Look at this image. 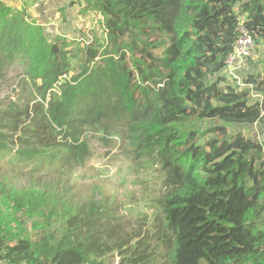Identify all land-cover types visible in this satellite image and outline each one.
I'll use <instances>...</instances> for the list:
<instances>
[{
    "label": "trees",
    "instance_id": "16d2710c",
    "mask_svg": "<svg viewBox=\"0 0 264 264\" xmlns=\"http://www.w3.org/2000/svg\"><path fill=\"white\" fill-rule=\"evenodd\" d=\"M21 1L0 0V83L31 90L0 101V264H264V60L226 67L264 0ZM118 143L153 179L136 219L77 181Z\"/></svg>",
    "mask_w": 264,
    "mask_h": 264
},
{
    "label": "rangeland",
    "instance_id": "374dc122",
    "mask_svg": "<svg viewBox=\"0 0 264 264\" xmlns=\"http://www.w3.org/2000/svg\"><path fill=\"white\" fill-rule=\"evenodd\" d=\"M17 1L22 2L21 0ZM42 1L47 0H41L40 2ZM35 8H33V11ZM84 20V18L81 19V21ZM81 25L84 33L80 37L98 27V24L93 22H83ZM250 57L251 59L248 57L240 63L237 72L242 69V71L249 70L254 65H257L256 63L259 64L258 60H264V42L258 45L257 50ZM77 62H74L75 66H78ZM30 96L31 90L23 86V77L21 76V71L18 69L12 70L7 80L4 83H0V101L8 99L17 100L18 97L28 98ZM241 130L246 132V128H242ZM120 149L119 143L115 147L111 145L107 148L99 144H93L94 157L87 165V168L79 173L77 181H81L83 172L86 173L88 178L82 183L86 185L87 190L88 185H99L105 196H108L110 199H116L121 207L123 205L127 208L128 211H124L122 207V213L128 212L126 214L136 219L138 214L144 210V193L150 190V184L153 179L149 183H139L141 178L135 172L128 170L125 152ZM115 261L118 264L119 258Z\"/></svg>",
    "mask_w": 264,
    "mask_h": 264
},
{
    "label": "built area",
    "instance_id": "2783aa9c",
    "mask_svg": "<svg viewBox=\"0 0 264 264\" xmlns=\"http://www.w3.org/2000/svg\"><path fill=\"white\" fill-rule=\"evenodd\" d=\"M257 45L250 30L241 25L239 37L235 42L234 50L226 59V67L229 73L237 72L240 63L250 57L256 50Z\"/></svg>",
    "mask_w": 264,
    "mask_h": 264
},
{
    "label": "crops",
    "instance_id": "0c3cea01",
    "mask_svg": "<svg viewBox=\"0 0 264 264\" xmlns=\"http://www.w3.org/2000/svg\"><path fill=\"white\" fill-rule=\"evenodd\" d=\"M59 6V0H55V3L53 4V6L50 8H41L38 11H36L35 13L38 14L39 16H50V14L52 13V10L54 8H57Z\"/></svg>",
    "mask_w": 264,
    "mask_h": 264
}]
</instances>
